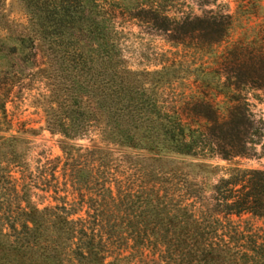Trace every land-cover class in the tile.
<instances>
[{
    "label": "trees",
    "instance_id": "obj_1",
    "mask_svg": "<svg viewBox=\"0 0 264 264\" xmlns=\"http://www.w3.org/2000/svg\"><path fill=\"white\" fill-rule=\"evenodd\" d=\"M15 1L22 25L0 0V264H130L141 252L159 264H264L251 223L264 219V171L227 167L208 191L196 181L220 171L213 160L256 157L264 140L250 104L264 106V30L216 56L260 0L202 17L179 16L184 0ZM123 22L159 35L174 58L131 70ZM35 82L69 188L42 209L12 179L26 171L28 141L10 133L6 110Z\"/></svg>",
    "mask_w": 264,
    "mask_h": 264
},
{
    "label": "rangeland",
    "instance_id": "obj_2",
    "mask_svg": "<svg viewBox=\"0 0 264 264\" xmlns=\"http://www.w3.org/2000/svg\"><path fill=\"white\" fill-rule=\"evenodd\" d=\"M248 0H184L177 9L179 16L189 14L191 16L202 17L208 13L234 16L239 5L245 8ZM262 12L250 19L239 18L233 22L229 39L216 50V56L221 57L224 51L229 48L244 30H264V0H260ZM5 13L10 22L16 25L25 23V15L21 6L15 0H6ZM121 33V49L128 67L135 71H157L164 66V60H171L174 50H172L157 34L140 31L132 23L123 22L118 27ZM249 33V32H248ZM204 64L210 66L211 60L204 59ZM221 58L218 64L213 67L220 68ZM23 93L19 94L20 99H13L6 106L7 121L11 126V134L26 132L24 138L28 141V149L25 155L26 171L24 174L20 170H12V179L16 182L17 190L20 192L21 186L29 185L28 193L32 203L42 209L47 206H54L55 198L63 197L69 188L65 186L62 177V163L57 162L61 153L57 147V138L51 137L44 131L43 116L40 108L34 104L35 96L42 91L41 85L35 82L27 87L31 92L26 91L23 86ZM15 92V91H14ZM254 107L252 112L257 118L264 120V106L254 100H250ZM89 140L77 143L78 146L88 147ZM262 145L256 148V157L246 159H235L231 164L219 160L210 162L213 166H218L220 171L216 174L201 177L196 181L203 183L207 189L216 184L223 176L225 169L230 166H237L246 170L264 171V140ZM55 167V170H54ZM54 170L53 177L51 176ZM22 176L25 177L24 181ZM207 194L206 196H208ZM67 200H71L67 195ZM254 228L261 229L264 236V219L251 222ZM130 264H159L148 252H141L135 255Z\"/></svg>",
    "mask_w": 264,
    "mask_h": 264
}]
</instances>
